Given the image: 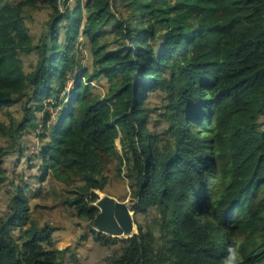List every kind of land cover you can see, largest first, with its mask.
<instances>
[{
	"label": "trees",
	"instance_id": "trees-1",
	"mask_svg": "<svg viewBox=\"0 0 264 264\" xmlns=\"http://www.w3.org/2000/svg\"><path fill=\"white\" fill-rule=\"evenodd\" d=\"M44 5L52 9L49 29L35 42L25 12ZM83 6L81 0L64 11L59 0L0 5V109L23 97L35 101L17 127L0 121V141L61 95L56 119L44 114L38 181L51 176L69 187L73 196L64 202L92 223L96 190L117 157L118 172L125 161L135 213L159 209L153 224L160 226L159 243L152 225L138 224L127 237L92 228L101 244H121L107 264H226L229 248L234 264H264V0ZM80 33L91 68L75 49ZM33 51L37 65L26 71L20 52ZM73 74V90L63 93ZM102 76L109 82L104 95L92 91ZM152 93L162 95V132L150 126L158 109L149 103ZM7 152L0 144V175ZM25 187H17L11 213L0 221V264H60L64 249L47 247L51 226L30 220ZM24 226L20 243L13 232Z\"/></svg>",
	"mask_w": 264,
	"mask_h": 264
},
{
	"label": "rangeland",
	"instance_id": "rangeland-1",
	"mask_svg": "<svg viewBox=\"0 0 264 264\" xmlns=\"http://www.w3.org/2000/svg\"><path fill=\"white\" fill-rule=\"evenodd\" d=\"M6 1L13 0H0V5ZM77 0H59V8L64 11L66 7H75ZM86 0H81L82 6ZM84 7V6H83ZM114 7L119 13L123 12V7L119 4H114ZM114 8V9H115ZM115 9V10H116ZM52 9L48 6H42L37 9H27L25 12L26 23L29 27L30 34L33 36L35 42L40 40L48 32ZM117 15L118 13L115 12ZM120 15V14H119ZM86 13L84 11V19ZM105 28L110 30L109 47L117 45V41H114L113 31L111 26L106 22ZM117 39V36L115 40ZM63 40V34L61 36ZM76 52L79 54L82 66L92 67V55L89 49V43L82 33H80L78 42L76 45ZM21 57L25 62V70L32 71L38 61V55L36 51L24 53L20 52ZM80 72L79 69H77ZM76 70V72H77ZM74 74L69 77L68 85L64 92H70L74 88ZM94 85L92 91L95 93H101L104 95L109 86V82L105 76L100 77L92 82ZM52 99V104L55 106L47 105L43 110H34L35 117L26 120L27 124L21 129H16L14 136H2L0 144L6 147L8 151L4 157L3 167L4 174L0 175V221L6 219L11 210L12 197L17 195L18 186H25V201L29 208V217L34 224L39 228H43L46 224H49L52 228V245L47 247H55L64 249V253L60 256V264H107L108 257L112 255L115 248L120 247V243H114L110 246H106L95 240L92 232V228H95L92 223L86 218L79 216L76 213V209L73 205L64 202V197L69 195V187L58 182L51 176L41 183L38 181L37 176L41 174V162L38 156V150L46 139V135H42L45 132L43 125V118L47 109L50 119L55 120L61 105L59 100ZM162 95L160 93H152L150 97V105L157 106L158 109L152 113L151 127H157L159 132L163 130V111L161 108ZM35 107V101H27L25 97L20 99L17 103L9 107H3L0 109V121L11 125L13 122L17 127V124L22 119H26V108L33 109ZM31 112V110H30ZM33 120L34 123L29 122ZM44 129V131H43ZM116 147L119 154L122 155V145L120 138L116 140ZM119 164V158L112 157L109 159L106 165L105 175L107 177V183L101 190H96L99 198L104 194L111 195L119 200H124L132 209V216L134 220V231L138 232V224L143 225L145 228H153L154 239L156 243L160 242L161 233L160 226L153 224L157 216L159 215L158 207L153 206L146 213H135L132 208L134 199L131 193V187L129 185L128 177L126 176L125 161H123L121 172L117 171V165ZM39 191V192H38ZM38 192V193H37ZM23 228H17L13 234L15 238L21 243L24 239ZM108 234V233H107ZM111 235V234H109ZM115 236V235H111ZM122 237V235H117Z\"/></svg>",
	"mask_w": 264,
	"mask_h": 264
},
{
	"label": "water",
	"instance_id": "water-1",
	"mask_svg": "<svg viewBox=\"0 0 264 264\" xmlns=\"http://www.w3.org/2000/svg\"><path fill=\"white\" fill-rule=\"evenodd\" d=\"M95 205L99 208L92 221L95 229L122 237L135 233L133 212L126 201L104 194L97 199Z\"/></svg>",
	"mask_w": 264,
	"mask_h": 264
},
{
	"label": "clouds",
	"instance_id": "clouds-1",
	"mask_svg": "<svg viewBox=\"0 0 264 264\" xmlns=\"http://www.w3.org/2000/svg\"><path fill=\"white\" fill-rule=\"evenodd\" d=\"M236 260V253L233 249L229 248L228 249V259L226 264H234Z\"/></svg>",
	"mask_w": 264,
	"mask_h": 264
}]
</instances>
